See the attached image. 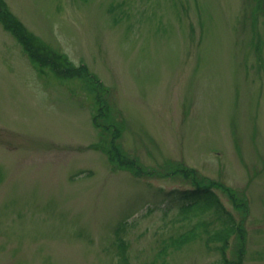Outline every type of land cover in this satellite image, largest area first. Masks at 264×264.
Returning a JSON list of instances; mask_svg holds the SVG:
<instances>
[{"label": "rangeland", "instance_id": "obj_1", "mask_svg": "<svg viewBox=\"0 0 264 264\" xmlns=\"http://www.w3.org/2000/svg\"><path fill=\"white\" fill-rule=\"evenodd\" d=\"M3 2L102 91L0 24V264H264V0ZM207 185L227 243L208 203L178 198Z\"/></svg>", "mask_w": 264, "mask_h": 264}, {"label": "trees", "instance_id": "obj_2", "mask_svg": "<svg viewBox=\"0 0 264 264\" xmlns=\"http://www.w3.org/2000/svg\"><path fill=\"white\" fill-rule=\"evenodd\" d=\"M0 24L3 29L10 33L14 39L21 45L24 52L29 57L30 61L36 63L40 67H48L52 72L57 73L58 75L64 74L67 76L79 75L82 76L85 74L86 78H88V83L92 86L93 90L96 92H101L99 88V84L95 78H92L86 68L85 65H80L78 68H71L70 63L66 60V58L62 55H59L57 52H53L49 48L39 47V42H37L36 38L33 35L27 32L21 22H19L7 9L3 0H0ZM84 78V77H83ZM97 100V109L96 114L92 115V122L95 127H103V131L109 133L111 135L110 138V149L108 150V156L111 160H115L119 165L131 169L134 172V169L127 165V162L121 157V153L118 148H116L115 139L116 135L110 124H100L98 119H106V115L109 111L108 105L106 103L99 102ZM110 130H109V128ZM109 130V131H106ZM112 130V131H111ZM102 131V132H103ZM103 132V133H105ZM107 153V152H106ZM125 162V164H123ZM182 171H185L181 169ZM195 174L192 175L193 181L198 182L195 179ZM186 177L189 178V175L186 174ZM208 180V179H207ZM209 182H212L208 180ZM204 182V181H202ZM199 183V182H198ZM226 189V188H224ZM231 196V195H230ZM178 198L181 200H189L191 204L208 203L207 210L213 209V211L218 216V219L221 220V227L216 229L215 231L209 234L210 241H218L222 244L224 242L227 243V240L232 235L238 231V227L232 216L224 209V207L220 204L217 196L212 191L209 185L207 186H196L193 189L182 190L178 192ZM196 235L195 231H189L186 234H182L178 236L174 243V248H180L183 244H185L190 239H193ZM223 263L222 264H230L229 261L226 260L225 255H222Z\"/></svg>", "mask_w": 264, "mask_h": 264}]
</instances>
